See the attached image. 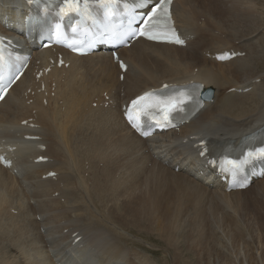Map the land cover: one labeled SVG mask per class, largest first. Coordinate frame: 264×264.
I'll return each instance as SVG.
<instances>
[{
    "label": "bare ground",
    "instance_id": "6f19581e",
    "mask_svg": "<svg viewBox=\"0 0 264 264\" xmlns=\"http://www.w3.org/2000/svg\"><path fill=\"white\" fill-rule=\"evenodd\" d=\"M23 1L0 0V13L11 16L3 8ZM257 6L258 0H173L171 16L184 44L137 38L117 48L127 65L122 79L108 49L79 56L60 46L31 48L16 25L0 23L15 50L31 53L0 101V154L11 161L0 163V264H157L128 249L121 234L140 217L168 219L176 234L191 223L206 239L216 225L230 241V264H249L243 241L251 233L234 231L235 219L224 209H249L251 194L264 195V177L228 190L209 166V147L219 153L264 125V93L258 92L264 74L251 62L255 48L220 30L231 20L243 36L257 35L264 26ZM235 12L240 18L229 17ZM199 26L213 32L202 34ZM223 50L236 55L216 59ZM189 81L212 88V96L177 129L142 138L125 122L122 107L133 96ZM248 94L256 101L243 105ZM39 155L47 160L35 161ZM170 194L179 203L171 204Z\"/></svg>",
    "mask_w": 264,
    "mask_h": 264
},
{
    "label": "rangeland",
    "instance_id": "374dc122",
    "mask_svg": "<svg viewBox=\"0 0 264 264\" xmlns=\"http://www.w3.org/2000/svg\"><path fill=\"white\" fill-rule=\"evenodd\" d=\"M257 10L262 12L263 25L264 0H258ZM239 15V12H235L229 17L237 19L240 18ZM246 16H249V14ZM202 21H204L203 17L199 19L198 23ZM199 27L202 34H208V32H213V30H207L211 28L205 26ZM262 27L264 28V26ZM263 28L260 31L261 33L259 32L257 35L249 34L243 36V31L241 32V29L236 25L234 26V24L230 20L228 26L226 27L227 30H223L221 28L220 30L224 31L223 33L227 35L236 33L240 37L239 40H237L238 42L241 41L247 44H251L252 49L254 50L255 48L254 57L251 62L254 65L257 64L261 72H263L264 74V37H262L264 35ZM239 54L243 56V53ZM258 79L259 78H255L253 80L258 83ZM232 90L233 89H229V91ZM258 92L259 95L264 93V85ZM253 101H256L255 95L248 94L247 98L245 97L243 99V105H249ZM224 119L225 118H223V120ZM165 132H169V130ZM12 171H16V168H12ZM204 175L207 176L208 174L206 173ZM73 180H75V178ZM212 180L215 181V178L212 177ZM72 184H75V182H72ZM251 195L249 196V209H243V207H236L237 209L225 208L224 212H226L228 216H232L235 219L233 221H230V226L234 227V231H245V233L247 231H250L251 233V236H246L243 241L246 243V249L248 251V263L256 264V258H258V264H264V195L257 193L256 195ZM170 198L171 204L174 205L179 203L177 197H174L170 194ZM36 217L38 218L37 215ZM159 220V218L145 219L143 217H140V221H138V223L129 225V227L133 228L124 229L125 231L120 230L123 237L128 239V241L126 242V247L128 249L140 252L141 254L146 256L148 261H153V263L157 264H230L231 259H234V255L231 254L232 247L230 245V241L227 239L226 236L221 234L223 233L224 229L214 225L211 229L212 238L206 239L200 238L198 236V234L196 233L195 226L191 225V223L185 224V226L181 228L180 233L176 234L172 227L169 228V226L171 225L168 219H166L165 221L160 220L161 222ZM213 233L215 235H213ZM171 236V239L174 242L170 240ZM72 238H75V234L72 236ZM202 239L204 240L201 241ZM76 241L77 240H74V242ZM177 248L180 250H178ZM16 256L17 254H15V257Z\"/></svg>",
    "mask_w": 264,
    "mask_h": 264
},
{
    "label": "snow or ice",
    "instance_id": "6c2138e0",
    "mask_svg": "<svg viewBox=\"0 0 264 264\" xmlns=\"http://www.w3.org/2000/svg\"><path fill=\"white\" fill-rule=\"evenodd\" d=\"M125 3H127V0H124ZM119 0H104L103 3H101V7L105 10V15L106 17L113 15L114 14V8L118 5ZM170 3V0H160V3L156 5V7L152 8V12L149 14L148 20H146V24L151 21L152 19H154L157 16H163V17H167L168 16V4ZM140 4V0H135V6H139ZM79 0H65V8H61V12L64 14H67V11H72V10H79ZM85 7H87V4H85ZM135 18V17H133ZM133 35H136L137 33H132ZM138 35H146L145 31L143 29H141V31L138 33ZM150 39H160V36L157 35H149ZM177 43H183V41L179 40L178 38L176 39ZM220 59H223L224 57L221 56L219 57ZM120 67L124 68L125 65L121 62L120 63ZM168 86L165 85V88H167ZM0 91H3V89H0ZM153 95V93H145L143 96L137 97L136 100L132 101V105L133 106H139L140 102L145 101L147 98L151 97ZM2 98V97H0ZM161 103H163L165 105V108L163 110H165L167 113H172L175 112L177 110L176 105L172 102V100L170 99L169 101H162ZM144 115H146L147 113H143ZM165 120H167V116H165ZM129 121L130 123H133L132 120V116L129 115ZM166 126V125H165ZM133 127H136L137 130L139 131V127L133 123ZM144 135H147V133H143ZM201 155H203V153H201ZM257 155L259 156H264V149H260L258 153H248L247 157L241 161L240 163H237L235 161H228L227 163L229 165H231V172L232 175L235 176L237 172H239L240 170H242V165L246 164L249 162V159L251 158H255ZM223 167V166H222ZM223 170H229V169H223ZM51 175V174H50Z\"/></svg>",
    "mask_w": 264,
    "mask_h": 264
}]
</instances>
